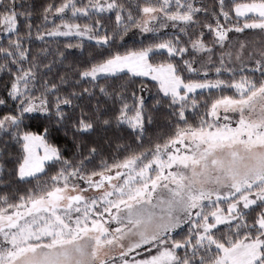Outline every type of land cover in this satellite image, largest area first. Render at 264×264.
I'll use <instances>...</instances> for the list:
<instances>
[{
    "label": "snow or ice",
    "instance_id": "snow-or-ice-1",
    "mask_svg": "<svg viewBox=\"0 0 264 264\" xmlns=\"http://www.w3.org/2000/svg\"><path fill=\"white\" fill-rule=\"evenodd\" d=\"M32 15L0 0L14 162L0 264H264V0H50ZM33 32L49 45L35 54ZM158 111L167 130L146 144Z\"/></svg>",
    "mask_w": 264,
    "mask_h": 264
},
{
    "label": "trees",
    "instance_id": "trees-1",
    "mask_svg": "<svg viewBox=\"0 0 264 264\" xmlns=\"http://www.w3.org/2000/svg\"><path fill=\"white\" fill-rule=\"evenodd\" d=\"M50 2V0H24V3L27 5L31 6V10H32V23L35 26L36 24H38L40 22V12H41V8L44 4ZM56 2H59V0H56ZM204 3L207 4H212L214 3V0H203ZM20 30L23 33L25 31V23L26 21L21 18L20 20ZM147 35V34H145ZM240 39H247V40H257L258 38H261V33H259L258 31H245V33L239 37ZM3 39L2 34H0V40ZM49 38H45V40H48ZM142 39V37H136L134 35H129L126 37L124 44L125 46H133L136 45L138 46L140 40ZM59 40V46L63 47V43L65 42L63 40V38H58ZM49 46L48 44H46L44 41H36L35 40V34L33 32V40H32V52L33 54H35V52L37 51V49L43 48V47H47ZM52 47H56L57 44L55 42L52 43L51 45ZM73 54H75V51H73ZM85 56H87V51H85L84 53ZM209 79H215V73H210ZM221 79H230V77L227 74H224L220 77ZM8 79V76L5 72L0 71V95H5L6 92L4 90V82ZM84 85H82L81 87H83ZM155 89L152 90V92H154ZM152 92H147V94L145 95V100L146 102L151 105L152 103ZM200 92V90H198V93ZM218 93H212V95H217ZM203 95L208 96L209 93L205 92L203 93ZM2 110V109H0ZM154 115V122L153 124L150 126L148 132L145 134V140H146V144H147V140L149 139V137H154L155 134H157L160 131H166V124H167V117L166 114L163 111H158L156 113L153 114ZM32 126H34L36 124L35 119H33L31 121ZM128 129H123L122 133L119 134H123L125 136V142H127V137H128ZM112 133L110 132L109 135H111ZM52 139L55 143L58 144V146H60L62 149L65 150V154L66 155H70L71 152L69 151L71 149V138L70 136L66 137L64 135V133L62 131H54L52 133ZM97 163L99 162V160L96 161ZM50 163V162H49ZM14 167V162L9 161L7 163H5V161L3 159H0V174L4 175L7 178V172L9 169ZM55 169L53 167H50L47 171V173L45 174V176H41L39 177V179L43 180L46 178V176L51 175L52 171H54ZM36 183L35 180H30L28 182L19 184V185H15L16 187H20L21 189H26L28 187H31L32 185H34ZM0 191H3L2 188H0ZM10 191V189H9Z\"/></svg>",
    "mask_w": 264,
    "mask_h": 264
},
{
    "label": "rangeland",
    "instance_id": "rangeland-1",
    "mask_svg": "<svg viewBox=\"0 0 264 264\" xmlns=\"http://www.w3.org/2000/svg\"><path fill=\"white\" fill-rule=\"evenodd\" d=\"M135 36H136L137 38H138V37H140V35H138V34H137V35H135ZM197 92H198V90H197ZM146 94H147V92H146V93H144V96H145ZM145 97H146V96H145Z\"/></svg>",
    "mask_w": 264,
    "mask_h": 264
}]
</instances>
